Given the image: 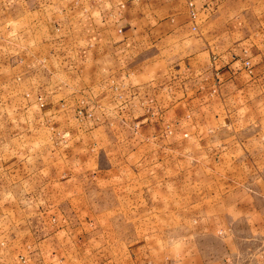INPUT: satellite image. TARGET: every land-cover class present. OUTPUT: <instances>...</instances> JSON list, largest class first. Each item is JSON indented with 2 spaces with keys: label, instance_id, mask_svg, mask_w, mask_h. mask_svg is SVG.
<instances>
[{
  "label": "crops",
  "instance_id": "obj_1",
  "mask_svg": "<svg viewBox=\"0 0 264 264\" xmlns=\"http://www.w3.org/2000/svg\"><path fill=\"white\" fill-rule=\"evenodd\" d=\"M250 1L0 0V264H264V201H251L263 176L244 185L242 164L249 145L264 156V31H247ZM200 132L223 148L192 156L210 183L200 220L227 228L219 252L186 241L182 202L160 203L175 213L151 232L99 196L125 165L181 197L169 167L204 145ZM239 225L250 231L231 236Z\"/></svg>",
  "mask_w": 264,
  "mask_h": 264
},
{
  "label": "rangeland",
  "instance_id": "obj_2",
  "mask_svg": "<svg viewBox=\"0 0 264 264\" xmlns=\"http://www.w3.org/2000/svg\"><path fill=\"white\" fill-rule=\"evenodd\" d=\"M261 13L263 14L261 15ZM244 21L245 24L249 27V29L247 30L248 32H254V30L257 29V31H259L256 32L259 34L262 30L264 31V0H257V2L255 0H251L249 2V7L246 9ZM254 33H252V35H254ZM232 36L234 38H237L239 36V33H234L232 34ZM214 92L219 93V90L217 88L215 90H210V93ZM193 116L198 117L202 122L206 121V112L201 116L196 115L195 112H193ZM217 132V137L221 138L222 130H219ZM201 133L203 134L204 132H200L199 141L202 140L204 145L197 146L196 142H194L196 145L194 147V151L192 152V149H188V152L185 153L187 157L184 158V160L176 163V167L175 165L169 167L170 171L179 170L178 174L176 175V179L183 180V183H181V181H178L176 185H182L184 189L181 197H176L174 199H166L164 196L162 197L158 192L159 178L156 177L158 176L157 174L153 175L149 179H141L142 174L135 173L134 176H132V174H128L131 169L130 167L129 169L126 168L125 165H122L120 171L121 173L120 175H118V177L114 178L109 184L103 186V192L101 195L99 194V196L105 202H116V206L118 207L117 209H119L118 211L120 214L123 213V215L126 214L127 216L135 217L137 220L140 219L141 221L143 219V225L145 227L148 225V231L151 230V232H155L158 230V226L155 224L159 223L160 217H165V213L167 214L166 218H168V220L171 217L173 218L175 213L173 209L170 210L169 208L161 210L160 203L169 205L170 203L176 201L182 202V210L179 212V215L176 219L177 222L179 220L182 221V226H180L179 228H181L184 235L189 236L186 241L193 243L197 248H200L202 250L209 249L215 252H219L220 250L224 249L225 245L228 244L225 240L222 239V234L225 233L227 228H225V231L222 230L221 227H215L213 230L210 225H207V222L200 220L202 218H206V216H208L209 214L206 208V203H208L209 201V195L204 192L207 191L210 183L204 176L201 175L200 169L196 163V155L194 154L197 153L196 150L198 148L200 149V153H203V155L208 153L209 155H213L214 157H216L218 154H222L223 148L221 146V143H216L217 140L216 142H214V140L208 141L206 138H210V136H207V134L205 133L201 135ZM121 137L122 136L119 135V138ZM253 139L254 137L252 138V140ZM258 139L264 140V131L263 134L259 133ZM202 141H200V143ZM246 148L247 155L242 157V164L248 170V176L245 179L244 185L250 186L251 184L255 183V171L259 174H262L263 177L259 179V181L262 180L264 184V156L254 154L255 148H259L255 145H249ZM120 150L125 151L126 147L120 146ZM183 150H186V147H183ZM238 164L239 163L235 161L233 166L237 168ZM217 165H219L218 169H221L223 161L220 160ZM158 167L159 165H152L151 169H149L148 172L156 171V168ZM182 170L183 173L181 172ZM170 185H175V183L171 182ZM197 191L198 193H194ZM197 198L199 203L198 206H191V199H193V202H197ZM246 199L248 202L250 201V198L248 199L247 197ZM251 201H264V194L262 196L258 195L257 197H251ZM127 203H129V207L132 209L131 211L123 209L124 207H126ZM119 228L121 232L124 233L129 230V227L127 225H120ZM138 228H140V233L144 232L143 229L145 228L142 225L135 227L136 231ZM228 228L229 229L227 233H230L234 227ZM161 229L165 230L164 227H161ZM242 229L244 230L243 232H245V229L247 231L249 230V227H243L241 225L236 226L234 234L230 233L231 236H236L237 234L241 233L238 230ZM190 234L194 236V239H191ZM232 240L233 242H235L234 239ZM188 242H186V244ZM255 244V242L239 243V241H237L236 243L237 248L239 250L241 249L243 252L246 250L255 249Z\"/></svg>",
  "mask_w": 264,
  "mask_h": 264
},
{
  "label": "built area",
  "instance_id": "obj_3",
  "mask_svg": "<svg viewBox=\"0 0 264 264\" xmlns=\"http://www.w3.org/2000/svg\"><path fill=\"white\" fill-rule=\"evenodd\" d=\"M205 7L207 8L208 5H205ZM196 18H197L196 12L193 11L192 9H190V10L188 11V19L193 23V24L191 25V28H192V29L195 28L194 22H195ZM243 64H244V66H245L246 68H248V66H249V62H248L247 59H244V60H243ZM248 70H249V69H248ZM51 219L53 220V218H51Z\"/></svg>",
  "mask_w": 264,
  "mask_h": 264
}]
</instances>
